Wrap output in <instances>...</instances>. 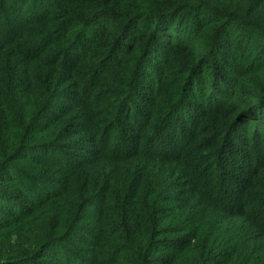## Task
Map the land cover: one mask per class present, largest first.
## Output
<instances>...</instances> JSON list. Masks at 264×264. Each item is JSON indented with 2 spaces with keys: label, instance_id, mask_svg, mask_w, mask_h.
<instances>
[{
  "label": "trees",
  "instance_id": "obj_1",
  "mask_svg": "<svg viewBox=\"0 0 264 264\" xmlns=\"http://www.w3.org/2000/svg\"><path fill=\"white\" fill-rule=\"evenodd\" d=\"M0 264H264V0H0Z\"/></svg>",
  "mask_w": 264,
  "mask_h": 264
},
{
  "label": "rangeland",
  "instance_id": "obj_2",
  "mask_svg": "<svg viewBox=\"0 0 264 264\" xmlns=\"http://www.w3.org/2000/svg\"><path fill=\"white\" fill-rule=\"evenodd\" d=\"M234 34L239 35L237 37H240V36L242 37L244 35V33L241 31H240V33L238 32L237 34L236 33H234ZM258 44H259V42L257 39H253L251 44H247L246 41H244V43L243 42L240 43L242 50L245 49V55L244 56H250L251 54L255 55V53L257 51H259L258 46H257ZM261 45H263V43ZM238 46H239V43H237L236 47H238Z\"/></svg>",
  "mask_w": 264,
  "mask_h": 264
}]
</instances>
